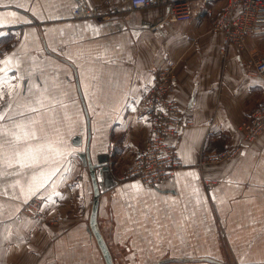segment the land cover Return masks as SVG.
<instances>
[{
	"label": "crops",
	"instance_id": "1",
	"mask_svg": "<svg viewBox=\"0 0 264 264\" xmlns=\"http://www.w3.org/2000/svg\"><path fill=\"white\" fill-rule=\"evenodd\" d=\"M77 1L0 0V264H106L89 230L87 114L92 160L107 155L119 182L98 208L116 264H264V133L251 144L240 131L264 101V78L250 72L264 31L222 53L213 21L224 2L177 20L168 3L130 0H87L99 16L77 19ZM170 65L192 122L177 140L183 166L164 189L121 181L151 136L138 113L143 90ZM239 144L231 160L199 167L203 154ZM35 194L66 221L20 215Z\"/></svg>",
	"mask_w": 264,
	"mask_h": 264
},
{
	"label": "built area",
	"instance_id": "2",
	"mask_svg": "<svg viewBox=\"0 0 264 264\" xmlns=\"http://www.w3.org/2000/svg\"><path fill=\"white\" fill-rule=\"evenodd\" d=\"M224 2L219 15L214 19L215 30L223 33L226 53L230 46L242 49L249 37L264 31V0H130L133 9H143L168 3L170 18L184 20L191 18L195 6H211ZM205 11V9H203ZM77 19L98 17V11L87 0H78L72 9ZM250 72L264 78V54L250 66ZM177 77L173 65L155 72L152 81L145 86L139 115L151 126V136L144 148L127 166L126 176L120 180L139 178L149 187L164 189L170 183L183 161L177 146L182 130L192 122L185 119L182 109L174 99V85ZM242 141L254 143L264 133V101L259 104L240 125ZM243 144L227 148L219 153L201 157L199 167L221 163L234 158ZM204 183L212 181L204 177Z\"/></svg>",
	"mask_w": 264,
	"mask_h": 264
},
{
	"label": "water",
	"instance_id": "3",
	"mask_svg": "<svg viewBox=\"0 0 264 264\" xmlns=\"http://www.w3.org/2000/svg\"><path fill=\"white\" fill-rule=\"evenodd\" d=\"M87 119H88V125L90 126V118L88 114H87ZM90 138H91V132L89 128L88 144L85 152L81 154L83 164L89 170V174L93 185V192H94L91 214L89 219V230L97 241V244L104 257L105 263L116 264L113 255L111 253V250L106 242V239L99 227L98 208H99V200L101 195L111 190L113 187L117 186L119 182L117 179H115L114 175L112 174L107 155L105 154L101 155L98 157L96 163L93 162L91 149H90ZM172 261H175V258L165 259L158 262L157 264H164Z\"/></svg>",
	"mask_w": 264,
	"mask_h": 264
},
{
	"label": "rangeland",
	"instance_id": "4",
	"mask_svg": "<svg viewBox=\"0 0 264 264\" xmlns=\"http://www.w3.org/2000/svg\"><path fill=\"white\" fill-rule=\"evenodd\" d=\"M87 19H92V18H87ZM140 107H141V104H139V108ZM139 117H140V115H139ZM140 118H142V117H140ZM148 140H149V138H148ZM214 164H218V163H214ZM109 166H110L111 171H112V169H114L115 165L111 166L110 163H109ZM84 167L82 166V168H84ZM87 170H88V168H87ZM126 170H127V168H126ZM126 170H124L123 174H121V176L119 177L120 179H122L124 175L126 176ZM88 172H89V170H88ZM112 174H114L113 171H112ZM132 179H138V180L141 181V183L144 186H146L148 188H153V187H149L148 185L144 184V182L141 179H139V178H130V179H127V180H132ZM121 181H124V180H121ZM155 189H157V188H155ZM46 208H47V197H45V196H43L41 194H35L34 196L29 198L28 200H25L21 204L20 215H22L24 217H29V218H32V219H35V220L49 221V222H51L52 224H55V225H59L63 221H66V219L64 217H62V216H59V215L51 216L50 213L47 212ZM213 262L216 263V264H223V263L215 261V260Z\"/></svg>",
	"mask_w": 264,
	"mask_h": 264
},
{
	"label": "snow or ice",
	"instance_id": "5",
	"mask_svg": "<svg viewBox=\"0 0 264 264\" xmlns=\"http://www.w3.org/2000/svg\"><path fill=\"white\" fill-rule=\"evenodd\" d=\"M3 99V95L2 94H0V100H2ZM6 107H10V105H7ZM3 110L2 109H0V112H2ZM4 119V115H2V114H0V120H3ZM17 127H21L20 125H17ZM25 135H28V133H25ZM32 136H33V138H37L36 136H35V133H32ZM17 139H19V137H17ZM55 173L53 172V175H54Z\"/></svg>",
	"mask_w": 264,
	"mask_h": 264
},
{
	"label": "flooded vegetation",
	"instance_id": "6",
	"mask_svg": "<svg viewBox=\"0 0 264 264\" xmlns=\"http://www.w3.org/2000/svg\"><path fill=\"white\" fill-rule=\"evenodd\" d=\"M89 128H90V126L88 127V138H89ZM87 144L88 143H86V147H87ZM86 147H85V150H86Z\"/></svg>",
	"mask_w": 264,
	"mask_h": 264
}]
</instances>
